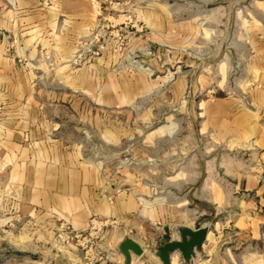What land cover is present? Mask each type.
Listing matches in <instances>:
<instances>
[{
  "label": "rangeland",
  "instance_id": "374dc122",
  "mask_svg": "<svg viewBox=\"0 0 264 264\" xmlns=\"http://www.w3.org/2000/svg\"><path fill=\"white\" fill-rule=\"evenodd\" d=\"M82 1L71 27L48 24L50 0H0V264L108 261L115 219L77 228L40 205L37 171L55 159L98 176L109 201L131 190L195 204L233 264H264V161L225 133L263 86L264 0ZM230 158L260 179L259 194L236 191L252 211L245 233L223 203L194 200L204 165Z\"/></svg>",
  "mask_w": 264,
  "mask_h": 264
},
{
  "label": "crops",
  "instance_id": "0c3cea01",
  "mask_svg": "<svg viewBox=\"0 0 264 264\" xmlns=\"http://www.w3.org/2000/svg\"><path fill=\"white\" fill-rule=\"evenodd\" d=\"M50 1L51 11L47 10L46 16V20H50V26L57 19H62L67 26L72 27L74 23L81 26L88 16L87 5L82 0ZM256 50L262 62L255 68L264 80V41ZM257 90L254 92V107L244 108L239 112L231 124L233 127L225 133L236 139L237 144L244 147L247 144L246 147L254 148L257 159L264 161V81L263 86ZM22 117L18 112L16 118ZM55 160V165L51 168H47L45 162H42L37 171L36 184L43 187L41 191L44 193L40 194V205L49 214L68 219L77 228H83L91 215L115 219L116 224L107 228L103 236L110 248L106 257L108 261L100 264H126L124 255L119 250L125 239L132 240L143 250L141 255L131 253L130 264H161L154 255L157 248L168 241L179 240L182 228L199 227L197 223L203 213L195 204L186 207L183 203L158 202L131 190L115 193L109 201L100 192L101 182L98 176L85 169L82 171L80 164L75 165L70 159L64 163ZM218 166L225 176L217 175ZM204 167L207 176L200 184L203 193L198 194L194 200L212 204L215 210L221 208L220 203H223L226 208L231 209L233 217L230 216V222L239 233H245L248 228L247 218L252 211L249 208L250 202L236 191L255 190L259 194V176L252 175L244 169L242 162H235L231 158L220 165L211 160ZM217 231L218 223L211 224L204 241L198 249H194L190 260L183 259L175 251L170 255V264H233V246L227 242L219 243Z\"/></svg>",
  "mask_w": 264,
  "mask_h": 264
},
{
  "label": "water",
  "instance_id": "95a60500",
  "mask_svg": "<svg viewBox=\"0 0 264 264\" xmlns=\"http://www.w3.org/2000/svg\"><path fill=\"white\" fill-rule=\"evenodd\" d=\"M181 230L179 240L168 241L154 251V255L158 257L161 264H170V255L175 251H179L183 259H191L194 249H198L201 246L207 232L205 226H200L196 229L182 228ZM120 245L119 250L124 255L126 264H130L131 253L134 255L143 253L141 246L130 239H125Z\"/></svg>",
  "mask_w": 264,
  "mask_h": 264
},
{
  "label": "built area",
  "instance_id": "2783aa9c",
  "mask_svg": "<svg viewBox=\"0 0 264 264\" xmlns=\"http://www.w3.org/2000/svg\"><path fill=\"white\" fill-rule=\"evenodd\" d=\"M98 223H99V224H102V225H105L104 222L101 223V222H98V221L95 220V219H94L93 221H91L92 226H93V225H96V224L98 225Z\"/></svg>",
  "mask_w": 264,
  "mask_h": 264
}]
</instances>
